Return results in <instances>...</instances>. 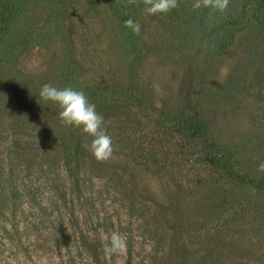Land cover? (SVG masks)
<instances>
[{
    "label": "rangeland",
    "instance_id": "1",
    "mask_svg": "<svg viewBox=\"0 0 264 264\" xmlns=\"http://www.w3.org/2000/svg\"><path fill=\"white\" fill-rule=\"evenodd\" d=\"M194 3L0 0V264H264V0ZM46 83L96 106L108 161Z\"/></svg>",
    "mask_w": 264,
    "mask_h": 264
},
{
    "label": "clouds",
    "instance_id": "2",
    "mask_svg": "<svg viewBox=\"0 0 264 264\" xmlns=\"http://www.w3.org/2000/svg\"><path fill=\"white\" fill-rule=\"evenodd\" d=\"M136 2L137 0H129V3ZM143 3L149 15L167 14L178 7V0H143ZM228 5L229 0H196L193 8L210 7L224 12ZM124 26L130 28L135 35L140 34L141 25L132 18L127 19ZM39 96L42 100L51 101L59 106L61 109L59 119L64 126L79 128L92 137L90 150L98 162H106L113 156V140L103 127L104 117L96 111V106L89 101L83 91L71 87L60 89L46 83L41 87ZM259 170L264 171V163L260 164ZM125 248V238L119 232H112L110 246L106 252L120 254Z\"/></svg>",
    "mask_w": 264,
    "mask_h": 264
},
{
    "label": "trees",
    "instance_id": "3",
    "mask_svg": "<svg viewBox=\"0 0 264 264\" xmlns=\"http://www.w3.org/2000/svg\"><path fill=\"white\" fill-rule=\"evenodd\" d=\"M63 145H64V152L67 153L68 148H71V147H69L70 145L68 143H66L65 141H63ZM93 255L96 258H97V256H99V255H96V253H93Z\"/></svg>",
    "mask_w": 264,
    "mask_h": 264
}]
</instances>
